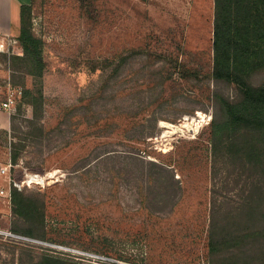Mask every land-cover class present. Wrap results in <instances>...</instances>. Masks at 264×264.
<instances>
[{"label":"rangeland","instance_id":"obj_1","mask_svg":"<svg viewBox=\"0 0 264 264\" xmlns=\"http://www.w3.org/2000/svg\"><path fill=\"white\" fill-rule=\"evenodd\" d=\"M189 5L32 0L25 24L46 44L42 79L20 60L19 13L17 49L0 54V190L20 185L40 209L43 239L14 233L27 224L0 194V264L42 254L72 264H213L214 203L227 211L242 191L238 170L214 165L209 136L224 117L220 97L237 92L204 77L213 70L214 0ZM177 63L201 75L184 78ZM26 88L42 93L37 112ZM16 90L9 113L2 104ZM185 122L180 132L165 127Z\"/></svg>","mask_w":264,"mask_h":264},{"label":"trees","instance_id":"obj_2","mask_svg":"<svg viewBox=\"0 0 264 264\" xmlns=\"http://www.w3.org/2000/svg\"><path fill=\"white\" fill-rule=\"evenodd\" d=\"M30 8L22 7L17 36L23 49L20 60L32 68L30 76L42 79L48 67L46 44L25 24ZM213 52V70L204 77L233 85L237 98L220 97L224 117L211 123V153L214 165L220 162L225 173L238 170L242 195L227 211H223L224 203H214L207 234L209 251L213 264H252L253 253L260 250L264 264V0H214ZM177 66L184 78L201 75L182 63ZM41 97L38 89L23 90L24 101L36 112ZM11 159L15 163L18 154L14 152ZM150 165L163 169L156 162ZM169 178L178 183L173 176ZM11 201L14 215L28 227H14V233L42 240L37 227L43 220L39 207L16 187L11 189ZM19 264L72 263L42 254L22 257Z\"/></svg>","mask_w":264,"mask_h":264},{"label":"crops","instance_id":"obj_3","mask_svg":"<svg viewBox=\"0 0 264 264\" xmlns=\"http://www.w3.org/2000/svg\"><path fill=\"white\" fill-rule=\"evenodd\" d=\"M190 1L191 0H160V2L162 4L164 3L168 8L177 6L183 9L184 7L187 11V8L190 6ZM31 4L32 0H0V31L15 36L12 34L15 29L14 22L19 17V13H22V7L30 6Z\"/></svg>","mask_w":264,"mask_h":264},{"label":"built area","instance_id":"obj_4","mask_svg":"<svg viewBox=\"0 0 264 264\" xmlns=\"http://www.w3.org/2000/svg\"><path fill=\"white\" fill-rule=\"evenodd\" d=\"M17 44L18 41L10 34L2 33L0 31V54L6 53L10 54L11 50L14 52V49H17ZM17 94H21V91L16 90L15 92L13 91L10 95L9 98L2 104V108L7 110L9 113L15 112L16 110V96ZM7 167L2 168L1 172L3 174L6 173ZM12 186V184L10 183ZM14 187L20 188V185L17 183H13ZM9 190V191H8ZM1 189L0 194L7 197L11 198V193H10V188L9 189Z\"/></svg>","mask_w":264,"mask_h":264},{"label":"bare ground","instance_id":"obj_5","mask_svg":"<svg viewBox=\"0 0 264 264\" xmlns=\"http://www.w3.org/2000/svg\"><path fill=\"white\" fill-rule=\"evenodd\" d=\"M187 122H185L184 124H182L181 126H173V125H165L166 128H169L170 130L172 129L173 132H180L182 131L183 128L187 127ZM186 129V128H185ZM192 129V128H191ZM193 130V129H192ZM32 177V176H31ZM40 180V179H38ZM34 181V179H33ZM36 181V180H35Z\"/></svg>","mask_w":264,"mask_h":264}]
</instances>
